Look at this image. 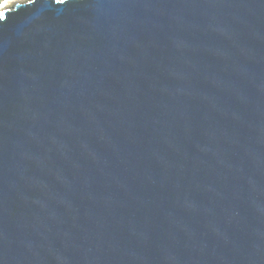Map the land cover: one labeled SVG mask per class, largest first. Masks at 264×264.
<instances>
[{
  "label": "water",
  "instance_id": "95a60500",
  "mask_svg": "<svg viewBox=\"0 0 264 264\" xmlns=\"http://www.w3.org/2000/svg\"><path fill=\"white\" fill-rule=\"evenodd\" d=\"M0 264H264V0L2 9Z\"/></svg>",
  "mask_w": 264,
  "mask_h": 264
},
{
  "label": "bare ground",
  "instance_id": "6f19581e",
  "mask_svg": "<svg viewBox=\"0 0 264 264\" xmlns=\"http://www.w3.org/2000/svg\"><path fill=\"white\" fill-rule=\"evenodd\" d=\"M10 2H22V0H2L0 2V11L8 7Z\"/></svg>",
  "mask_w": 264,
  "mask_h": 264
},
{
  "label": "rangeland",
  "instance_id": "374dc122",
  "mask_svg": "<svg viewBox=\"0 0 264 264\" xmlns=\"http://www.w3.org/2000/svg\"><path fill=\"white\" fill-rule=\"evenodd\" d=\"M2 0H0V2H1ZM22 1H25V0H22ZM15 3H17V2H10L9 3V6H11V5H13V4H15Z\"/></svg>",
  "mask_w": 264,
  "mask_h": 264
}]
</instances>
